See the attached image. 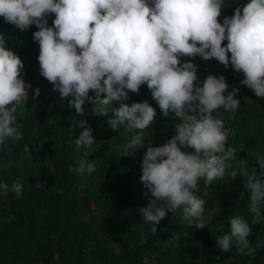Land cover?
<instances>
[{"label": "clouds", "instance_id": "9594fccd", "mask_svg": "<svg viewBox=\"0 0 264 264\" xmlns=\"http://www.w3.org/2000/svg\"><path fill=\"white\" fill-rule=\"evenodd\" d=\"M224 6V0H0L5 23L20 31L32 25L39 29L33 39L39 44L40 74L61 99L71 97L68 107L76 115H84L86 102L99 115L112 113L107 121L112 130L123 126L137 133L124 146L134 150L132 156L147 141L140 182L150 199L138 211L154 235L168 212L178 209L189 226L195 222L196 229H204L206 201L196 194L199 182L208 187L229 168L232 180L243 177L251 224L264 223V151L252 149L255 164L250 167L248 160L237 159L236 148L228 146L233 133L225 126L224 113L235 117L239 89L229 91L224 75L209 74L201 80L199 66L183 60L214 58L242 73L241 84L264 98V0H246L221 22ZM23 70L21 57L6 46L0 33V149L9 139L23 138L17 112L27 105L32 88L23 79ZM142 85H147L163 117L181 121L162 146H153L144 135L155 122L156 109L146 100L131 106L123 103ZM39 95L36 88L33 98ZM115 103L120 106L108 108ZM77 126L82 131L74 139L76 147H91L92 128L83 119ZM95 170V163L84 159L75 168L69 165V171L81 174ZM23 188L19 178L10 188L0 181V189L19 198ZM228 224L230 230L219 225L216 236L221 251L235 247L237 254L252 255L264 247L260 237L252 245V229L243 216H229Z\"/></svg>", "mask_w": 264, "mask_h": 264}, {"label": "trees", "instance_id": "16d2710c", "mask_svg": "<svg viewBox=\"0 0 264 264\" xmlns=\"http://www.w3.org/2000/svg\"><path fill=\"white\" fill-rule=\"evenodd\" d=\"M245 2L224 0L220 21ZM54 18V14L48 17L49 26ZM37 30L32 25L20 31L0 17L6 46L21 57L23 79L32 85L27 105L17 112L23 138L9 139L0 149V181H6L10 188L19 178L24 185L22 198L0 189V264H264V247L252 255L247 251L241 255L235 247L223 252L217 246L219 225L229 231L231 215L249 221L253 246L257 237L264 239V223L251 224L243 177L232 180L230 168L208 187L199 182L196 194L206 201L204 229H196L195 222L189 226L178 209L169 211L157 225V233L152 234L138 211L150 199L144 196L140 182L147 141L132 156L134 150L126 151L124 146L137 133L123 126L112 130L107 123L112 113L99 115L93 111L94 105L86 102L84 115L78 116L68 107L71 97L61 99L40 74L39 44L33 39ZM183 60L199 66L201 80L209 74L224 75L229 91L239 89L236 98L240 107L234 118L225 112L224 120L233 133L228 146L236 148L237 159L248 160L251 167L255 164L252 149L264 151V98L241 84L242 73L231 66L225 68L214 58ZM36 88L40 95L33 98ZM145 100L157 116L144 135L153 146H162L176 134L175 124L181 121L172 115L162 116L147 85H142L138 94L130 92L123 103L131 106ZM113 106L120 104L108 108ZM82 119L92 128L95 139L87 148H77L74 143L82 131L77 126ZM80 159L94 162L96 170L91 174L69 171V165L75 168Z\"/></svg>", "mask_w": 264, "mask_h": 264}]
</instances>
